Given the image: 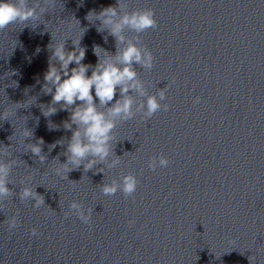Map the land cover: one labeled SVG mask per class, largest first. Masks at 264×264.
I'll return each mask as SVG.
<instances>
[{
    "label": "clouds",
    "instance_id": "clouds-1",
    "mask_svg": "<svg viewBox=\"0 0 264 264\" xmlns=\"http://www.w3.org/2000/svg\"><path fill=\"white\" fill-rule=\"evenodd\" d=\"M55 4L56 0H32L31 3L29 0H0V32L13 24L28 27L30 22L34 23L44 17ZM85 19L89 23L93 20L99 21L96 31L107 33L104 36L105 43L108 36L113 37L116 51L113 54L99 45H93L97 63L94 66L82 63L86 48L81 46V39L87 31V28L82 27L81 38L71 40L73 50L66 48L67 40L51 42L47 46L51 55L43 76L42 92L50 95L51 100L47 104H41L40 109L46 118L57 114L58 111H67L69 116L62 122V127L71 132L66 144L62 137L48 146L49 152L57 145L65 149L60 154L66 157L65 162L61 163L59 157L54 159L58 163L53 171L61 179H67L68 173L80 170L81 166L84 173L93 170L105 173V169L117 167L121 163V157L115 154L113 141L116 139L115 129L118 124L132 120L137 114H141L142 120H147L157 112L168 111L170 108L169 104L161 103L166 99L168 85L159 88L155 95H150L146 82L140 78L136 68L139 66L150 71L154 67L155 57L142 43L141 34L150 29H157L155 11L152 8H136L129 11L126 0H116L115 4L102 7L98 12L95 9L89 11ZM77 22L80 24L78 20ZM68 27L71 29L72 25L69 24ZM126 33L134 35L129 36ZM71 64L76 66L70 68ZM89 69L91 75H88ZM117 93L119 98L114 100ZM200 102L199 96L193 99L194 105ZM9 115L10 110L4 109L0 113V120H8ZM36 119L38 123V118ZM48 127L49 130H58L60 126L52 127L49 123ZM19 133L24 141L34 135L27 127L20 129ZM44 143L43 138H39L35 143L25 144L26 153L31 152L43 163L46 159L42 154ZM10 149L11 145L0 148V210L6 207L5 201L14 195L13 189L9 187L13 184L10 174L19 161L13 158ZM169 164V158L161 154L151 157L147 167L155 171L158 167L164 168ZM98 165L103 167H97ZM28 179L31 180V177ZM72 182L75 187L74 181ZM139 183L135 174L128 173L122 175L119 180L112 179L110 183L103 181L98 187L104 196L111 197L121 192L128 198L134 195ZM19 199L22 203L34 201L32 206L36 209L45 205L44 195L28 184L20 188ZM92 212L91 207L85 210L82 203L72 200L63 215L65 218L75 215L83 224L90 225ZM17 216L18 213L5 220L10 232L19 226ZM128 224H135V220H129ZM30 235L38 237L37 228H32Z\"/></svg>",
    "mask_w": 264,
    "mask_h": 264
}]
</instances>
